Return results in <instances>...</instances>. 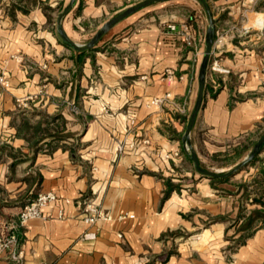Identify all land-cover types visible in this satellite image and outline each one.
I'll list each match as a JSON object with an SVG mask.
<instances>
[{
	"label": "crops",
	"instance_id": "crops-1",
	"mask_svg": "<svg viewBox=\"0 0 264 264\" xmlns=\"http://www.w3.org/2000/svg\"><path fill=\"white\" fill-rule=\"evenodd\" d=\"M138 1L77 0L63 30L85 43ZM206 1L214 39L226 37L213 42L190 142L201 165L225 156L236 165L264 132V0ZM21 15L11 27L0 12V64L11 82L0 95V139L23 154L11 169L12 159L0 162L1 216L18 218L39 191L58 197L18 228L21 263L264 264V145L259 160L218 183L198 176L184 146L209 26L202 3H153L116 23L81 62L45 26L41 9ZM183 22L197 52L167 29ZM214 61L227 72L212 71ZM166 92L164 104H149ZM29 96L36 100L18 109L16 100ZM25 119L47 132L17 135ZM84 199L109 219L86 223L77 206ZM0 264H8L5 252Z\"/></svg>",
	"mask_w": 264,
	"mask_h": 264
},
{
	"label": "water",
	"instance_id": "water-1",
	"mask_svg": "<svg viewBox=\"0 0 264 264\" xmlns=\"http://www.w3.org/2000/svg\"><path fill=\"white\" fill-rule=\"evenodd\" d=\"M77 0H68V2L64 5L63 9L59 12L57 16V31L59 35L62 38V43L69 47L74 49L77 52L87 51L97 44V42L101 39V37L109 31L116 23L123 20L124 18L130 16L131 14L153 4L156 2H164L168 0H140L136 2L135 4L128 6L123 11L119 12L118 14L112 16L107 21H105L101 27L94 33V35L84 44H78L74 41H72L62 27V19L72 10ZM207 14L209 26L205 32L204 36V50L202 54V58L199 64L198 74H197V91H196V97L193 104V107L189 113V116L187 118L186 127L183 135V141L185 150L188 153V156L190 160L193 162L194 169L197 173L209 178V179H224L228 178L231 175L235 174L239 170H241L245 165H247L257 154H259L262 150V147L264 145V132L262 135L258 138V140L253 145L250 152L247 154V156L242 159L240 162H238L236 165H234L232 168H230L227 171L219 172L218 170H209L206 168H203L200 165L199 158L195 152V150L191 146L190 142V132L194 126L198 111L202 105L204 93H205V83H206V75L209 67V61L210 56L213 49V42H214V27H213V20L211 15V10L209 7V4L206 0H199Z\"/></svg>",
	"mask_w": 264,
	"mask_h": 264
},
{
	"label": "built area",
	"instance_id": "built-area-1",
	"mask_svg": "<svg viewBox=\"0 0 264 264\" xmlns=\"http://www.w3.org/2000/svg\"><path fill=\"white\" fill-rule=\"evenodd\" d=\"M167 29L169 31H175L181 34L186 46L192 48L197 52V50L199 49V40L191 30V26L188 22H183L177 26H168ZM225 37L226 35L224 34H217L214 39L215 44H222L225 40ZM211 69L215 72H227V70L222 68L217 61H214L211 64ZM163 77L171 81L175 78V73L172 69L167 68L164 70ZM0 85L4 88H7L10 85L9 78L5 75L3 70H0ZM170 97L171 94L169 92H166L162 96H155L150 98L148 102L149 104L162 105L166 101H168ZM29 98L32 97L29 96L22 99H17L16 101L18 106H26V101ZM262 117L264 118V107L262 110ZM175 155H178V153L175 152ZM57 200L58 197L54 192L39 191L32 200L22 206L19 211L17 221L8 227V230L11 231L3 232L0 235V253H6L8 264H22L21 259L23 254L19 247L20 235L18 232V228L23 227L29 219L42 216L43 207ZM64 201L67 203L70 200L66 198L64 199ZM77 206L80 208V211L83 214L84 221L88 224H94L98 222V220L109 219V216L98 206V204L94 203L92 200L84 199L79 202ZM83 237L95 238L96 234L94 232H85L83 234Z\"/></svg>",
	"mask_w": 264,
	"mask_h": 264
},
{
	"label": "rangeland",
	"instance_id": "rangeland-1",
	"mask_svg": "<svg viewBox=\"0 0 264 264\" xmlns=\"http://www.w3.org/2000/svg\"><path fill=\"white\" fill-rule=\"evenodd\" d=\"M67 2H68V0H0V12L2 13V15H4V17L5 16H8V18L11 19V27H14L16 23H19V19L22 18L21 17L22 16L21 14L26 15V14L30 13L32 10H34V9H41V11L43 12V14L46 17V24H45V26L49 30H51L53 32V34L57 37L58 41L65 48H67L68 50H70L71 52H73V51H75L74 49L69 48V47L65 46L62 43V38H61V36L59 35V33L57 31V16H58L59 12L63 9L64 5ZM182 2L183 3H185V2L188 3L189 0H182ZM171 6H170V8H171ZM20 8H24V9H26V11L24 12ZM168 9H169V7H168ZM10 10H13L15 12L14 18H11V16L9 15V11ZM86 41H88V40H86ZM78 44H84V42H80ZM16 57H20V56H16ZM0 70H4L2 68V65L1 64H0ZM10 85H11V82H10ZM10 85L8 87H10ZM3 89H5V88L0 85V92ZM32 99L36 100V97L32 96V98H29L26 101L27 102V105L26 106L19 107L18 104H17V108L20 109V110L28 109L29 106H31L30 104L33 103L32 102ZM16 103H17V101H16ZM37 113L38 112H31L27 116L29 118L33 119L36 116ZM42 116L43 115L40 114V118ZM263 120H264V118H263ZM1 145H2V143H1V139H0V146ZM13 149H15V148L13 147ZM6 152H8V151H4V150L2 151L1 150V152H0V162H4V161H6L8 159L6 157ZM237 153L239 154L238 151L236 153H234V154L237 155ZM231 157L232 156H230V157L229 156H225L224 158H220V159L214 160V163L215 164H214V166H212L213 168L212 167H205V166H203L201 164L200 165L203 168H206V169H209V170H213V171L218 170L219 172H224V171H227V170H229L230 168H232L234 166L233 164L231 165V163H233L232 161H235V159L233 160ZM222 166L223 167L225 166V168H223V169L218 168V167H222ZM238 172H236L235 174L231 175L228 178L234 177ZM197 174H199V173H197ZM198 176H200L201 178L209 179V178H207V177H205V176H203L201 174H199ZM220 180L221 179H219V180L218 179H213V180H211V182L214 181V182H217L218 183V182H220ZM1 193H2V191H1V188H0V194ZM1 215L2 214H1V211H0V235L3 232H6V230H8V227L11 224H13V223H15L17 221V217H16L15 214H12L11 215V214L8 213V214L5 215V217H2ZM236 244H237V240H235V242L232 244L231 248L232 247H235Z\"/></svg>",
	"mask_w": 264,
	"mask_h": 264
},
{
	"label": "trees",
	"instance_id": "trees-1",
	"mask_svg": "<svg viewBox=\"0 0 264 264\" xmlns=\"http://www.w3.org/2000/svg\"><path fill=\"white\" fill-rule=\"evenodd\" d=\"M22 11H26V9L24 8H20ZM9 15L11 16V18H14L15 16V12L13 10L9 11ZM192 16L190 15L189 18H191ZM190 20V19H188ZM94 48H92L93 50ZM91 50V49H90ZM89 51V50H87ZM86 51H82V52H78L77 56L78 59L80 60V62L83 59V56L85 55ZM209 89L208 84H205V91H207ZM212 95H214V93H212ZM60 119V116H55L52 118L53 119ZM49 120L47 117L44 118L43 121H45L46 123H48ZM40 123H42V121H40L37 125H31L28 119L23 120V122L20 125H16V134L17 135H22L24 138H26L27 140H30V137L27 136V134H32L31 137L36 136V134H38L39 132L41 133H45L47 132L46 128H42L40 125ZM31 148H34V146H37V141H33L32 143L29 144ZM42 145V144H41ZM41 145L37 146V149H41ZM50 147V144H47ZM1 150L3 151H8L6 152V157L8 159H12L11 163L9 164V168H13L17 163L21 162L23 160V154L20 150L17 149H13V147L10 144L7 143H2V145L0 146V152ZM2 154V153H1ZM259 160L258 158V154L249 162V164L254 163L255 161ZM228 178H224L221 179L222 180H227ZM213 180V179H211ZM219 180V179H218ZM214 182V181H213ZM36 196V195H35ZM11 230H6V232H9ZM244 241V238H239L237 239V244L235 245V247L239 244H241Z\"/></svg>",
	"mask_w": 264,
	"mask_h": 264
}]
</instances>
